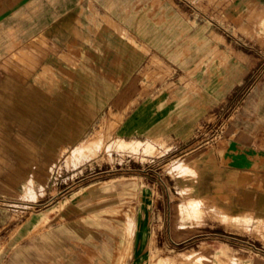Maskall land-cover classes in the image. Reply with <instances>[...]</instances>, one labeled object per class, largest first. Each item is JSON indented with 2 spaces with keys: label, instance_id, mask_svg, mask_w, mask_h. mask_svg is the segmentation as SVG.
<instances>
[{
  "label": "crops",
  "instance_id": "crops-1",
  "mask_svg": "<svg viewBox=\"0 0 264 264\" xmlns=\"http://www.w3.org/2000/svg\"><path fill=\"white\" fill-rule=\"evenodd\" d=\"M141 3L0 0V233L18 234L16 239L5 237L17 244L1 264H158L153 252L177 244L168 230L174 194L141 191L122 196L109 187L78 198L71 186L50 191L60 184L65 154L86 142L110 114L120 119L117 133L125 139L166 136L189 146L210 110V102L185 88L176 95L143 98L144 73H155L152 59L184 72L180 66L186 65L185 58L179 56L190 43L178 46L185 41L186 23L181 25L170 9L159 25L158 0L148 6L154 14ZM197 35L188 33L186 40ZM258 146L246 152L264 155V139ZM232 160L229 176L219 181L211 174L196 183L198 195L209 200L220 182L223 197L230 200L222 206L264 221V168L244 155H232ZM247 174L253 175L252 185L261 180L262 188L240 185L239 178ZM31 190L36 200L25 198ZM66 199L62 217L45 230L33 214L15 221L41 201L60 204ZM112 212H117V223ZM127 216L133 218L130 255L123 260L103 255L109 238L97 240L96 232L117 231L119 248L126 246ZM208 234L223 247L245 252L249 264H264V246L257 248L250 237H234L226 230ZM206 263L221 264L216 255Z\"/></svg>",
  "mask_w": 264,
  "mask_h": 264
},
{
  "label": "rangeland",
  "instance_id": "rangeland-1",
  "mask_svg": "<svg viewBox=\"0 0 264 264\" xmlns=\"http://www.w3.org/2000/svg\"><path fill=\"white\" fill-rule=\"evenodd\" d=\"M153 1L142 0L141 6L147 13H155L148 7ZM158 3L160 14L151 17H160L156 21L159 25L164 24L161 19L170 9L181 25L186 23L184 32L198 34V38L186 40L185 34V41L178 44L186 48L190 43V48L179 56L180 60L185 58L186 65L180 66L184 72L155 57L150 62L155 73H144L140 89L145 98L156 93L176 95L185 88L197 99L200 96L202 101L210 102L206 118L193 133V142L185 146L166 136L125 139L117 133L120 119L110 114L86 142L73 153L65 154L60 184L50 191L55 193L71 186L74 192H79L78 198L109 187L122 196L141 191L174 194L168 206V230L177 244L153 252L158 264H207L213 255L221 264H249L245 252L213 242L208 233L226 230L234 237H250L262 250L264 221L231 206H222V202L230 200L223 197L220 182L209 200L198 195L196 183L211 174L219 181L229 176L226 169L231 166L232 155L249 157L264 168V155L259 151L246 152L248 148L260 147L258 143L264 139V0H158ZM192 145L194 152L189 150ZM237 175L233 177L238 178ZM252 177V174L241 176L239 184L262 188L261 180L252 185ZM25 198L36 200L37 196L31 190ZM99 203L102 206L106 201ZM67 206V199L60 204L41 201L26 209L25 214L16 215L15 221L33 214L42 219L40 227L45 230L62 217ZM116 213L112 212V221L117 223ZM11 234L0 233V264L17 244L5 240ZM96 234L97 240L109 238L108 249H101L103 255L123 260L130 255L133 218L127 216L126 246L119 248L117 231L99 230ZM12 235L13 239L18 237L17 232ZM97 240L95 255L100 254Z\"/></svg>",
  "mask_w": 264,
  "mask_h": 264
},
{
  "label": "bare ground",
  "instance_id": "bare-ground-1",
  "mask_svg": "<svg viewBox=\"0 0 264 264\" xmlns=\"http://www.w3.org/2000/svg\"><path fill=\"white\" fill-rule=\"evenodd\" d=\"M64 207V206H63ZM184 258V257H183Z\"/></svg>",
  "mask_w": 264,
  "mask_h": 264
}]
</instances>
